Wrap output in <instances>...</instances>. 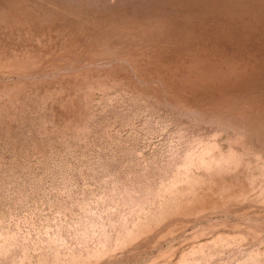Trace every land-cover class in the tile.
Wrapping results in <instances>:
<instances>
[{
    "label": "rangeland",
    "instance_id": "1",
    "mask_svg": "<svg viewBox=\"0 0 264 264\" xmlns=\"http://www.w3.org/2000/svg\"><path fill=\"white\" fill-rule=\"evenodd\" d=\"M0 264H264V0H0Z\"/></svg>",
    "mask_w": 264,
    "mask_h": 264
}]
</instances>
